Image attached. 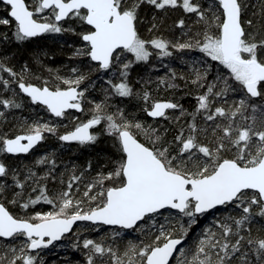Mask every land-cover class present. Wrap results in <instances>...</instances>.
<instances>
[{
    "label": "snow or ice",
    "instance_id": "snow-or-ice-1",
    "mask_svg": "<svg viewBox=\"0 0 264 264\" xmlns=\"http://www.w3.org/2000/svg\"><path fill=\"white\" fill-rule=\"evenodd\" d=\"M0 6V153L61 145L22 167L0 159V264H45L74 226L73 264H264V0ZM49 37L72 38L69 64L34 44Z\"/></svg>",
    "mask_w": 264,
    "mask_h": 264
},
{
    "label": "trees",
    "instance_id": "trees-1",
    "mask_svg": "<svg viewBox=\"0 0 264 264\" xmlns=\"http://www.w3.org/2000/svg\"><path fill=\"white\" fill-rule=\"evenodd\" d=\"M255 2V0H254ZM147 11V9L145 10ZM0 14H3V7L0 6ZM3 26H0V28H2ZM168 34V33H166ZM172 34L174 35H179L178 31H173ZM68 44L66 45L63 40L60 39H54L52 37H49L47 39L44 40H40V41H35L34 44L36 45H41L44 47H50L53 50H55L56 55L55 56H49L47 57V62L53 64L54 66H60L62 64L67 65L70 63V60L67 56L68 51L70 50V45L72 43V38L68 37ZM197 56L199 55V53H195ZM171 59V63L179 68L180 62L178 59H173V58H169ZM155 60V59H154ZM169 63L168 59H165L163 61V64L165 66H160L157 69L154 70V75H162L164 74V72L166 71V65ZM142 67H137L134 69V74L135 72H142ZM178 99H180V102L183 103L186 107H189L190 105H193L195 103V98L193 96H188L185 95L182 98L181 97H177ZM130 111L132 110L131 108L129 109ZM23 114L25 116H30V118H34L35 117V113H32L30 115L29 109L28 108H24L22 110H18L17 111V115ZM40 115H44L42 112L40 113ZM139 115L141 116V118H148L146 117V115L144 113H139ZM11 120V117H10ZM9 127H11V124H9ZM53 148H57L60 149L61 145L58 143V141L55 138H50L46 141L40 142L38 144L37 147L34 148V150H32L31 152H29L28 154L25 155H12V154H7L5 155L4 153H0V159H5L7 163H9L10 165H12L13 167H22L25 163H31L34 159H36L39 155L43 154L45 151H52ZM108 151L109 149L103 144L101 143L100 145H98L96 147L95 150H91V149H81L79 151L75 150V145H71L69 147H64L63 150L60 152V160L61 161H71V162H75V163H80L83 164L86 160V158H88L90 155H93L94 152H98V151ZM43 207L47 208L48 205L47 204H43ZM225 211V209L223 207L218 208L215 211H211L209 213H207L206 215H204V217H210L214 214H220L223 213ZM200 217L198 218V224ZM80 224V223H79ZM79 224L77 226H79ZM198 224L196 226H194V230L195 228L198 226ZM93 236H98L99 233L93 231L92 232ZM131 236L135 237L136 233H131ZM75 236V228L70 235L65 236L64 238H62L61 241L54 243V245H51L48 247V249H45L41 252V256L45 261V264L50 263L51 260L53 259H57L61 254H65L66 257H69L71 259V257L75 258L77 261L82 259V253L80 251H78V249H75L73 247H71V243H72V238ZM192 238H194V231L192 232ZM63 245V246H61Z\"/></svg>",
    "mask_w": 264,
    "mask_h": 264
},
{
    "label": "rangeland",
    "instance_id": "rangeland-1",
    "mask_svg": "<svg viewBox=\"0 0 264 264\" xmlns=\"http://www.w3.org/2000/svg\"><path fill=\"white\" fill-rule=\"evenodd\" d=\"M153 59H157V58L154 57ZM178 60L180 62L179 68L182 70L185 66L182 64L180 59H178ZM217 214H214L210 217H204V216L200 217V220H199L200 223L198 224V226L194 230V238L200 232L201 228L204 225H207L208 223L212 222L213 216H215ZM129 238H135V237L130 235ZM75 261H77L75 258L71 257V259H70L69 257H66L65 254H61L57 259L51 260L50 263H48V264H73V262H75Z\"/></svg>",
    "mask_w": 264,
    "mask_h": 264
},
{
    "label": "water",
    "instance_id": "water-1",
    "mask_svg": "<svg viewBox=\"0 0 264 264\" xmlns=\"http://www.w3.org/2000/svg\"><path fill=\"white\" fill-rule=\"evenodd\" d=\"M35 147H37V146H35ZM31 152V151H30ZM25 154H28V153H22V154H12V155H25ZM218 208H221V207H218ZM211 211H213V210H209V212H211ZM208 212V213H209ZM80 222H78V224H79ZM77 224V225H78ZM76 226H74V228H75ZM68 234H66L65 236H67ZM64 238V237H63ZM62 240V238L60 239V241ZM54 243H57V242H54ZM51 246V245H50Z\"/></svg>",
    "mask_w": 264,
    "mask_h": 264
}]
</instances>
